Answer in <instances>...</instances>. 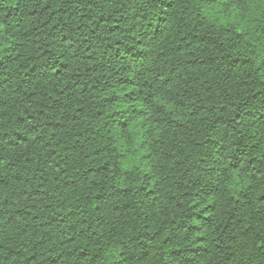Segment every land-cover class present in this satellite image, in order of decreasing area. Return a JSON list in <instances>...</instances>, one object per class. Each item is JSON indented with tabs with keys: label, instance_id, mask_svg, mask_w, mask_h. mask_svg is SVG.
Wrapping results in <instances>:
<instances>
[{
	"label": "clouds",
	"instance_id": "1",
	"mask_svg": "<svg viewBox=\"0 0 264 264\" xmlns=\"http://www.w3.org/2000/svg\"><path fill=\"white\" fill-rule=\"evenodd\" d=\"M0 264H264V0H0Z\"/></svg>",
	"mask_w": 264,
	"mask_h": 264
}]
</instances>
